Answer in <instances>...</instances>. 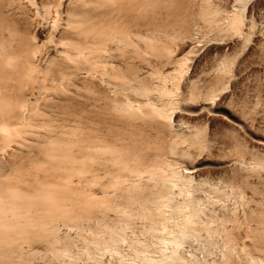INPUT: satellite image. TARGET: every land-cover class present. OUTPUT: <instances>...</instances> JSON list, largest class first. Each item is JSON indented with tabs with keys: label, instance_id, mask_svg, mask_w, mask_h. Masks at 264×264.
Here are the masks:
<instances>
[{
	"label": "rangeland",
	"instance_id": "obj_1",
	"mask_svg": "<svg viewBox=\"0 0 264 264\" xmlns=\"http://www.w3.org/2000/svg\"><path fill=\"white\" fill-rule=\"evenodd\" d=\"M33 1L0 0L5 49L31 37L38 58L0 64V101L21 103L2 115L12 128L0 133V184L53 197L32 204L38 223L23 239L0 242V264H150L133 242L147 243L149 257L169 251L144 230L176 233L182 219L173 206L189 199L193 234L174 264H264V0ZM55 10L62 22L85 14L107 23L110 39L98 51L83 47L78 60L64 58L49 38L74 31L53 21ZM21 65L24 74L16 73ZM113 99L142 113L116 114ZM105 143L150 173L103 189L111 165L96 151ZM164 177L178 185L165 186ZM168 193L162 230L154 213L142 208L139 216V205ZM123 220L125 241L101 254L111 245L105 228ZM61 248L65 256L56 254Z\"/></svg>",
	"mask_w": 264,
	"mask_h": 264
},
{
	"label": "bare ground",
	"instance_id": "obj_2",
	"mask_svg": "<svg viewBox=\"0 0 264 264\" xmlns=\"http://www.w3.org/2000/svg\"><path fill=\"white\" fill-rule=\"evenodd\" d=\"M28 1L31 2V4H35L33 0H28ZM35 9H36L35 10L36 14H40L42 19H45L48 12L45 10H41V12H40L36 6H35ZM60 11L55 10L56 15H55V18L53 21H55L58 25L60 23L61 24L63 23L66 26H69L70 28L73 29L74 33H71V34L66 33V35L64 37H61V39H58V40H55L51 36L49 38V41L55 46V48H56V46L60 47V48H56L57 49L56 51L61 56H63L64 58H66L68 60H78L83 55L82 54L84 52L83 47L86 49H92L93 51H95V50L98 51L99 44L104 43V41L110 39L108 34H109V31L111 29L106 25L107 23L105 24V22L103 23L99 19L97 20V19L93 18L92 16H87L85 14H81V15L79 14V18L78 19L76 18L77 20H75V21L74 20L73 21L72 20L71 21L64 20L62 22L61 16H59L61 13ZM73 14L76 15L77 13L76 12L75 13H67V16L69 17ZM74 17H76V16H74ZM56 23H54V24H56ZM65 39H68V40L71 39V41H69V42H72V43L71 44L66 43ZM32 40H33V38L31 39V37L21 39V41L18 44V48L16 50L14 48H11V45H10V47L6 46V49H5L4 42H3L4 40L3 41L0 40V52L2 50H5V52H6V54L2 53L3 55H0V64H4V65L5 64H8V65L9 64H35L34 61L38 60V58H36V60H35V55L33 53H35L36 50L34 48L35 44L33 43ZM72 40H74V41H72ZM88 40H89V42H88ZM24 66L25 65H21V66H19L18 69L16 67L15 68L16 73H18L17 72V70H18L20 74H24L23 73L24 68H25ZM9 68H11V67L9 66ZM31 91H32V89H31ZM32 92H31V94H32ZM5 100L0 101V117H1L0 118V133L1 134H7L8 131L10 130V127H11L10 126L11 124L8 120L9 118L8 117L4 118V117H2V115L4 113H6L8 116L9 114L12 113V110H10V108L15 107V109H16L17 107H19V105H21V103H19L20 101L19 102L13 101L11 98V101H10L11 106L9 105L10 107L8 108L4 102ZM144 104L147 105L148 102L146 101V102H144ZM109 108L113 112H116V114L117 113H119V115L125 114L127 116H138V114L142 113V110H143V109H141V107L139 105H134L127 100L126 101H120V100L118 101V99H113L111 101ZM152 108H153L152 111L157 113V114L164 113V111L161 110L160 108H156V107H152ZM12 109L15 111L14 108H12ZM15 112H18V110ZM18 114L23 119L27 117V116L26 117L24 116V113H22V114L18 113ZM15 115L17 116V114H15ZM142 115H144V114H142ZM32 123L28 122V124H30V125H32ZM15 134H13V135H15ZM116 151L118 152L117 148L114 145L107 144V143H105L103 145H99L97 147L96 152L98 153V155H103V158L105 155L108 156V157L105 156L104 162L108 161V162H110L109 164L111 165L110 169H107V166H106V168H103L106 170L103 171L102 178H106V179L109 178L107 180V182H106V180L103 182V187H102L103 189L104 188L106 189L107 187L115 188L118 185L121 178L124 181V180H126L127 177L131 178V177H136V176H140V175L143 176L142 175L143 173H148V172L150 173V170H144V169L140 170V169H137L135 166L130 167L131 164L128 166V164H125L126 162H124L126 160H124V161L119 160L120 156L117 158ZM113 153H116V157H114L115 154H113ZM122 158L123 157H121L120 159H122ZM129 159H127V160H129ZM105 164H107V162ZM121 172H123V173L121 174ZM163 181L165 183H162V184H165V186H167V187H173L174 185H176V186L178 185V184H176V180L172 177H170V178L164 177ZM48 184L49 183H47V185ZM45 191H46V193H44L43 191H41V190L35 188V186H33L32 191L25 192V191H20L19 189H16L15 187H9V186L6 187V186H3V184H0V242L1 243L2 242L8 243L10 241H13L14 239H16L15 237H21L23 239L25 237L23 235H27V233H28V232H26V229H28V226L32 227L38 223V221L36 220L37 216L33 215V212L29 213V211H31V209H32V211H34L32 208V204H37V205L42 204L43 205L46 201L50 200L51 197H53L52 193H50L49 190H45ZM60 194H62V193H60ZM63 199H65V198H63ZM150 199L145 198L143 200H140L139 206L141 207V211L139 213V216H144L143 212L145 213V211L150 213V214L154 213V215H157V218L159 217L160 222H157V224H159L161 226V229L163 230L164 226H165V221H167L166 220V218H167L166 214L164 213V210H165L164 206H169L170 195H169V193L166 195L159 194L154 201L150 200ZM33 206H36V205H33ZM189 206H190V199L188 200V202L186 204L173 206L174 208L172 209V211L174 213H176L177 215H179L182 219L181 227L179 229L177 228L178 231H176V233H173V234L171 233L172 235H170V236H164V233H157V229L160 227H157L155 224H149L148 227L144 230L145 233H151L152 237H155L156 240L158 239L160 241V243L168 244L170 247L169 251H167V249H166L167 252H165L163 249L164 247L162 249L159 247V249L157 251L158 252L157 256H155V258H153L152 256L149 257L147 255V251H148L147 249H149V248H146V246H145L147 243L141 242L140 240H135L133 243L137 247V248L136 247L134 248L137 251L136 253L138 255H140V257L145 259L150 264H174L177 261L178 256H179L177 253L178 248L182 245V243L185 241V239L188 235L193 234L192 228H193V225H194V222L196 219V208H194L193 206L191 208H189ZM44 208H45V206H44ZM142 208L145 211H142L143 210ZM165 208H167V207H165ZM18 210L20 212H19V215H17V217H16L15 215H16ZM113 211L116 212V214L119 213L122 218L124 216H126L124 210L120 209L119 207H114ZM39 218H37V219H39ZM21 220H25V222L22 223ZM117 222H118V224L120 223L119 221H117ZM121 223L122 224H120V225H117V224L114 225L112 228H105V229H108L109 230L108 232L111 234L110 240L107 239V240L111 241V245H109V246L107 245V246H103V247L99 248V252L101 251L100 252L101 254H103L106 250H110L111 252H117L118 245L121 242L125 241L124 229L127 227V225H128L127 223H129V222H127L126 220H123V222H121ZM109 227H111V226H109ZM144 231H143V233L142 232L141 233L144 234ZM148 236H150V235H148ZM151 240L149 238V241L153 242ZM162 244H160V245H162ZM156 245H157V243H156ZM150 246H154V244L150 245ZM56 254L58 256H63V255L65 256L66 250L62 249V248L57 249ZM139 260L141 261V259H139Z\"/></svg>",
	"mask_w": 264,
	"mask_h": 264
}]
</instances>
